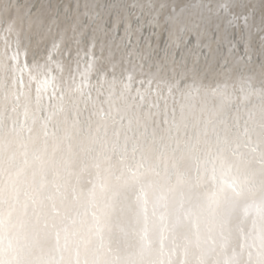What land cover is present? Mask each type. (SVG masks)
<instances>
[{
    "label": "snow or ice",
    "instance_id": "snow-or-ice-1",
    "mask_svg": "<svg viewBox=\"0 0 264 264\" xmlns=\"http://www.w3.org/2000/svg\"><path fill=\"white\" fill-rule=\"evenodd\" d=\"M166 23L162 37L117 0H0V91L14 98L13 130L27 137L23 164L42 162L36 153L29 159V142L54 155L87 140L85 156L95 150L96 162L82 160L76 183L86 191L74 187L73 195L87 199L88 229L99 239L94 258L66 256L67 235L62 244L57 230L53 254L42 257L12 223L15 208L0 206V264H264V21L254 30L247 17L191 4ZM41 67L43 79L33 74ZM177 95L220 103L177 111ZM109 127L110 149L100 135ZM150 191L163 224L158 247L149 236ZM126 211L133 214L124 222ZM141 221L133 256L110 258L105 231L127 241ZM186 223L191 235L178 238Z\"/></svg>",
    "mask_w": 264,
    "mask_h": 264
},
{
    "label": "bare ground",
    "instance_id": "bare-ground-1",
    "mask_svg": "<svg viewBox=\"0 0 264 264\" xmlns=\"http://www.w3.org/2000/svg\"><path fill=\"white\" fill-rule=\"evenodd\" d=\"M117 2L126 5V10L132 16L134 23L150 25L151 30L160 32L162 37L164 29L168 26L166 19L173 11L191 4H203L206 11L212 16H227L229 19L238 20L247 17L249 23L254 22V30L259 29L264 21V0H117ZM148 31L149 29L146 27V35ZM28 61L31 63V57L28 58ZM52 68L55 69V65H52ZM44 71L45 69L41 67L34 69L33 74L43 79ZM53 74L58 76L59 72L54 71ZM236 87L239 88L240 85L237 84ZM175 103L177 111L181 105H184L186 109H195L199 113L201 108H210L213 104L219 105L220 101L214 100L212 97L201 99L198 96L191 100L181 99L177 95ZM14 104V98L0 91V202H3L0 206L6 212L10 207L15 208L12 223L21 226L22 233L29 240L35 241L40 256L53 254L56 245L55 234L59 230L62 244H65L64 237L67 235L66 256L75 254L78 250L81 256L94 258L98 253L99 239L92 235L88 229L90 205L83 197L75 198L73 188L75 187L78 192L86 191V185L83 183L77 185L76 174L82 160L87 159L90 165L96 162L95 150L85 156L84 149L89 145L87 140L81 138L73 140L71 152L57 150L54 155L51 148L47 153H44L41 142L37 141L35 144L29 142V159L31 160L32 154L36 153L41 155L42 162L37 161L33 162L31 166H25L24 158L21 155L23 148L20 145L27 141V137L22 141L13 130V122L17 115L14 111ZM171 105L170 101V108ZM37 134L33 133V135ZM100 135L102 142L106 140L107 148L110 149L111 144L115 141L114 130L109 127L107 137H104L102 129ZM121 143H123V135H121ZM107 154V151L101 154L102 169L108 166L103 159ZM112 159L115 161V157ZM56 185L59 186V194L55 190ZM96 199L102 201L104 193L97 192ZM148 200L149 236L158 247L163 224L157 216L152 215L154 193L151 191ZM174 213L175 205L170 200L168 207L170 225ZM132 214V211H126L124 222H127ZM115 219L116 217H114V221ZM208 223L206 218H202L201 229L204 230ZM53 224L55 228L52 227ZM142 227L143 221L132 225L127 241L119 239L115 233L105 231V246L106 249H111L109 257L131 258L140 245L139 237L135 233H139ZM191 233V224L186 223L176 227L178 238L190 236ZM171 238V234H169V241ZM169 241H165V244H168Z\"/></svg>",
    "mask_w": 264,
    "mask_h": 264
}]
</instances>
